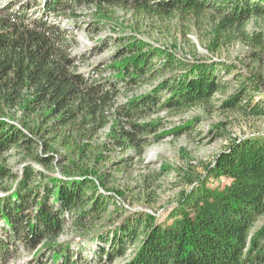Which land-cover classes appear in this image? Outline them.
I'll use <instances>...</instances> for the list:
<instances>
[{
	"label": "trees",
	"instance_id": "16d2710c",
	"mask_svg": "<svg viewBox=\"0 0 264 264\" xmlns=\"http://www.w3.org/2000/svg\"><path fill=\"white\" fill-rule=\"evenodd\" d=\"M85 8L94 10L88 27L96 34L122 11L135 16L132 29L139 32L144 19L161 26L208 20L217 37L241 36L255 49L264 46L261 34L247 31L254 18L264 17V0L0 5V264H14L23 251L31 255L26 264H264V226L254 231L264 215V134L232 143L200 180L190 178L196 185L164 223L115 207V197L98 187L96 176L108 170L113 150L141 156L162 126L141 120L206 106L223 88L215 64L185 62L134 35L76 53L70 25L80 28L76 16ZM108 42L117 48L111 60L89 66ZM160 79L146 95L119 103ZM243 88L227 105L264 117V101L243 103ZM12 152L31 158L21 174L6 167ZM144 194L143 202H155ZM69 228L81 242L77 250L71 241L59 242Z\"/></svg>",
	"mask_w": 264,
	"mask_h": 264
},
{
	"label": "rangeland",
	"instance_id": "374dc122",
	"mask_svg": "<svg viewBox=\"0 0 264 264\" xmlns=\"http://www.w3.org/2000/svg\"><path fill=\"white\" fill-rule=\"evenodd\" d=\"M25 4L31 5V0H0L3 7L12 5L18 9ZM93 11L88 8L79 9L76 17L84 24L79 21L80 28L70 25L77 41L74 48L76 53H87L101 40L127 34L166 53L174 54L185 62L213 63L218 68L222 93L216 94L206 106L193 107L178 115L161 112L141 120V123H162L161 128L150 137L151 143L144 153L139 156L135 150H113L109 154L108 170H102L96 176L98 187L103 193L115 197V207L132 212H146L153 215L158 223H164L180 196L196 185V182L190 184V178L200 180L216 156L232 143L264 134V117L247 116L227 105L244 86L247 88V95H244L243 103L248 99L254 103L264 101V46L261 50L255 49L241 36L217 37L216 26L208 20H202L197 25L174 19L161 26L160 23L144 19L139 32L132 29L138 23L135 16L122 11L112 18L115 27L108 24L96 34L88 27ZM28 15L31 17V10ZM247 31L254 35L261 34L264 39V17L254 18ZM108 45L101 53L89 58V66L111 60L117 48L115 44ZM84 67L87 69L88 66ZM84 69L80 68V71ZM161 81L162 79L157 80L154 85H145L138 91L129 92L128 98L122 97L119 103L146 95ZM108 133L109 129L104 132L101 142ZM7 159L6 167L15 174H21L25 162L31 161L30 157L18 152H12ZM100 169L99 167L97 171ZM144 191L151 195V199L155 201L153 204L142 201ZM262 226L264 215L254 231ZM76 237L69 228L59 238V242L71 241L73 249L77 250L81 242ZM86 256L90 257V254ZM28 260H31V255L23 251L14 264H26ZM123 261L124 259H120L115 264H122Z\"/></svg>",
	"mask_w": 264,
	"mask_h": 264
},
{
	"label": "built area",
	"instance_id": "2783aa9c",
	"mask_svg": "<svg viewBox=\"0 0 264 264\" xmlns=\"http://www.w3.org/2000/svg\"><path fill=\"white\" fill-rule=\"evenodd\" d=\"M22 173V172H21Z\"/></svg>",
	"mask_w": 264,
	"mask_h": 264
}]
</instances>
